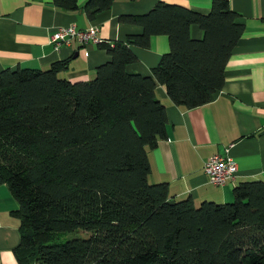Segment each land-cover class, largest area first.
Segmentation results:
<instances>
[{"label": "trees", "instance_id": "obj_1", "mask_svg": "<svg viewBox=\"0 0 264 264\" xmlns=\"http://www.w3.org/2000/svg\"><path fill=\"white\" fill-rule=\"evenodd\" d=\"M112 2L83 7L92 19ZM238 17L227 0H212L206 14L158 1L119 17L142 32L99 43L111 59L92 79L61 75L68 60L0 72V185L18 204V264H264L263 180L239 182L231 202L198 205L149 181L147 150L167 136L156 85L186 109L209 102L244 31ZM193 24L200 39L190 35ZM160 34L169 50L152 75L127 72L137 61L131 45L147 48ZM79 230L88 237L61 238Z\"/></svg>", "mask_w": 264, "mask_h": 264}, {"label": "crops", "instance_id": "obj_2", "mask_svg": "<svg viewBox=\"0 0 264 264\" xmlns=\"http://www.w3.org/2000/svg\"><path fill=\"white\" fill-rule=\"evenodd\" d=\"M87 0H77V9L63 10L53 0H0V72L17 68L46 69L57 60H68L61 72L71 82L92 79L96 67L111 56L97 43L81 44L71 39L54 48L50 35L59 26L74 24L79 30L92 26L104 43L124 41L142 32L137 24L122 22L121 15H141L158 1L177 4L206 14L212 0H113L111 7L91 19L84 11ZM239 14L244 31L236 42L224 70V84L204 105L186 109L174 104L164 85L156 96L165 105L167 136L147 150L149 181L168 184L175 199L190 196L195 205L204 200L231 202L239 182L264 181V0H227ZM190 35L200 39L197 24ZM137 61L127 64L129 73L152 75L162 54L169 50L166 35H154L147 48L131 45ZM232 144L230 154L237 166L233 181L223 186L208 182L203 164ZM18 206L5 184L0 185V264H18L14 248L20 241Z\"/></svg>", "mask_w": 264, "mask_h": 264}, {"label": "built area", "instance_id": "obj_3", "mask_svg": "<svg viewBox=\"0 0 264 264\" xmlns=\"http://www.w3.org/2000/svg\"><path fill=\"white\" fill-rule=\"evenodd\" d=\"M71 39H76L81 44L102 42L97 36V29L94 26L85 30L77 29L74 24L59 26L50 35V43L54 48L68 44ZM231 147L232 144L226 146L222 153L213 154L204 162L203 173L210 184L223 186L235 179L237 166L230 154Z\"/></svg>", "mask_w": 264, "mask_h": 264}, {"label": "rangeland", "instance_id": "obj_4", "mask_svg": "<svg viewBox=\"0 0 264 264\" xmlns=\"http://www.w3.org/2000/svg\"><path fill=\"white\" fill-rule=\"evenodd\" d=\"M86 238L88 237V232L86 231H82V230H79V231H76V232H69V233H64L61 238L64 240V239H71V238Z\"/></svg>", "mask_w": 264, "mask_h": 264}, {"label": "water", "instance_id": "obj_5", "mask_svg": "<svg viewBox=\"0 0 264 264\" xmlns=\"http://www.w3.org/2000/svg\"><path fill=\"white\" fill-rule=\"evenodd\" d=\"M170 202H173V200H170Z\"/></svg>", "mask_w": 264, "mask_h": 264}]
</instances>
